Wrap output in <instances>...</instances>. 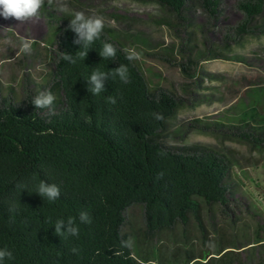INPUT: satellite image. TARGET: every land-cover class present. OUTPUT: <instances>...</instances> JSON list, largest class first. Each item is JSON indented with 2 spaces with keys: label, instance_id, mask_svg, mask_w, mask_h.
I'll return each mask as SVG.
<instances>
[{
  "label": "trees",
  "instance_id": "16d2710c",
  "mask_svg": "<svg viewBox=\"0 0 264 264\" xmlns=\"http://www.w3.org/2000/svg\"><path fill=\"white\" fill-rule=\"evenodd\" d=\"M143 1L155 2L183 21L195 11L186 0ZM197 7L209 18L225 15L221 0H199ZM238 8L244 14L236 33L239 40L257 35L253 30L258 27L264 33V0H241ZM65 21L70 17L58 13L48 19L57 51L48 83V91L56 95L51 107L55 115H49V109H36L30 93L22 104L12 97L8 102L0 100V248L13 253V259H5L3 264H150L148 257L137 256L133 248L121 247V241L130 238L123 231L127 212L134 207L142 208L149 239L177 228L185 230L191 223L205 239L206 219L214 233L220 218L237 223L234 217L242 208L231 163L206 146L177 148L165 142L168 124L180 107L178 93L153 90L136 61L126 59V47L107 27L84 60L75 64L63 61L62 53L76 55L80 47L73 43L76 34ZM225 39L227 47L216 45L197 57L188 56L180 65L187 80L182 85L185 92L190 91L186 87L202 88L198 82L202 81L201 59L229 58L225 52L235 41ZM104 42L117 48L115 60L100 56ZM233 58L244 60L237 55ZM120 64L129 69V83L117 77L107 80L99 95L88 92L86 79L94 70L108 72ZM193 93L199 104L214 101L216 96ZM109 97L116 103H110ZM262 108L256 102L237 124L214 127L237 131L243 142L264 147ZM153 113L162 114L164 120H155ZM41 180L58 185L60 198L50 202L35 193ZM81 212L88 213L91 223L80 222ZM69 217L75 219L79 235H56L55 222ZM263 233L264 223L257 225L255 242L243 248L264 245V237L259 236ZM230 245L236 249L238 244L234 240ZM227 250L220 246L215 253L206 251L201 257L207 264L211 259L221 261L233 252ZM195 260L188 258L182 264H195Z\"/></svg>",
  "mask_w": 264,
  "mask_h": 264
},
{
  "label": "rangeland",
  "instance_id": "374dc122",
  "mask_svg": "<svg viewBox=\"0 0 264 264\" xmlns=\"http://www.w3.org/2000/svg\"><path fill=\"white\" fill-rule=\"evenodd\" d=\"M186 1L195 11L185 21L173 18L155 2L143 0H53L51 5L45 0L39 17L28 22L0 16V100L8 102L12 97L15 103L22 104L29 93L34 97L48 91L57 52L52 45L54 33L48 24L50 14L71 19L72 12L84 11L87 15L102 16L105 27L116 34L126 49L134 48L141 54L135 61L149 86L153 90L178 93L181 103L165 131L166 144L177 148L202 145L224 156L232 165L242 208L234 217L237 223L220 218L215 233L206 219L205 239L193 223L185 230L177 228L173 233L149 239L142 208H131L123 232L133 240L135 254L148 257L154 264L160 261L182 264L188 258H195V264H207L201 255L206 251L215 253L222 246L233 251L231 255L221 261L211 259L209 264H264V245L243 248L255 242L257 225L264 223V147L243 142L237 137V131L215 128L218 123L237 124L243 112L256 102L264 109V33L258 27L253 30L257 35L248 34L239 40L236 33L244 21V14L238 8L241 0H221L225 15L219 19L209 18L197 7L199 0ZM61 6L67 11H60ZM226 37L235 41L225 52L229 58L201 59L199 78L202 81L198 82L202 88L186 87L190 91L185 92L182 85L187 80L180 65L185 64L188 56L197 57L216 45L227 47ZM23 38L32 41L29 54L18 51ZM235 55L244 60H234ZM194 91L216 96L214 101L199 104ZM259 236L264 237V233ZM234 240L238 244L236 249L230 248Z\"/></svg>",
  "mask_w": 264,
  "mask_h": 264
},
{
  "label": "clouds",
  "instance_id": "9594fccd",
  "mask_svg": "<svg viewBox=\"0 0 264 264\" xmlns=\"http://www.w3.org/2000/svg\"><path fill=\"white\" fill-rule=\"evenodd\" d=\"M52 2L53 0H47L49 5H51ZM44 6L45 0H0V16H3L5 19L14 18L21 23H25L34 18H38L40 9ZM59 10L67 11L64 6H61ZM71 17L69 27L76 34L73 43L80 47L76 55L62 53V59L67 63L75 64L78 59L84 60L91 45L96 40L100 39L105 27V19L99 15H87L84 11H74L71 13ZM6 29L10 28H5L3 30ZM18 51L23 54H29L32 51V41L23 38L20 41ZM125 52L128 61L139 60L141 58V54L134 48L126 49ZM99 54L103 59L115 60L117 48L110 42H104ZM117 77L122 83L127 84L130 82L127 65L120 64L119 67L108 72L94 70L90 77L86 79L88 84L87 90L94 95H99L101 92L105 91V82L109 79H116ZM54 100L55 96L50 91H41L31 99V103L36 109H49L48 114L55 115V112L51 110ZM108 101L112 104L116 103L114 97H109ZM152 115L155 120H164V116L160 113H153ZM35 193L39 194L42 198H46L50 202H55L61 196L58 185L46 183L43 180L37 185ZM79 220L81 223H91V218L86 212L80 213ZM54 226L55 234L60 237H77L79 235V227L72 217H69L66 221L59 219L55 222ZM65 227L66 230H63ZM133 243V240L129 238L126 241H121V247L131 249ZM78 251L77 248L71 249L73 254H78ZM116 254L120 255L122 253L117 252ZM5 259H13V253L8 250L7 247L0 248V264H3ZM150 264H154V262H150Z\"/></svg>",
  "mask_w": 264,
  "mask_h": 264
}]
</instances>
